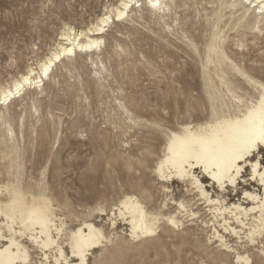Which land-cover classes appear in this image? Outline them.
I'll return each instance as SVG.
<instances>
[{
	"label": "bare ground",
	"instance_id": "obj_1",
	"mask_svg": "<svg viewBox=\"0 0 264 264\" xmlns=\"http://www.w3.org/2000/svg\"><path fill=\"white\" fill-rule=\"evenodd\" d=\"M141 1L167 30L168 12L185 5V0H159L163 7L153 9L148 0H119L84 30L64 26L52 49L36 61V71L30 66L0 85V98L6 101L0 103V264H88L124 227L128 242L138 245L164 243L177 232L193 236L198 229L208 234L209 244H216L211 257L215 264H264V144L236 162L240 171L226 167L233 151L250 136L258 138L264 127V0H206L211 7L204 8L199 32L186 27L182 46L177 48L189 55L192 64L186 74L193 76V82L170 87L162 98V111L182 117L170 125L152 121L150 141L134 146L131 156L121 157L124 167L117 203L78 211L58 201L60 191L46 179L52 148L41 151L29 168L32 172L26 174L7 122L10 105L17 97L39 94L53 68L77 55L94 66L96 88H101L99 55L105 28L127 19ZM114 48L122 50L118 43ZM182 104L177 110L173 107ZM120 108L135 125L137 118L127 106ZM157 134L163 140L159 147L151 141ZM142 149L146 151L134 153ZM46 154V162L40 160ZM131 170L140 171L139 177H132L134 182L126 175ZM148 176L157 181L160 198L155 197L154 186L142 181ZM174 183L182 188L177 194ZM229 189L234 196L240 189L242 197L231 200ZM63 214L75 225L72 229L66 228ZM103 218L109 231L101 223ZM94 262L101 264L100 255Z\"/></svg>",
	"mask_w": 264,
	"mask_h": 264
},
{
	"label": "rangeland",
	"instance_id": "obj_2",
	"mask_svg": "<svg viewBox=\"0 0 264 264\" xmlns=\"http://www.w3.org/2000/svg\"><path fill=\"white\" fill-rule=\"evenodd\" d=\"M118 1L0 0V85L30 66L36 71V61L48 54L64 26L84 30ZM139 4L141 7H132L127 19L105 28L104 47L99 55L103 62L101 88H96L94 66L77 55L63 59L53 68L39 94L17 97L10 105L7 122L23 155L26 174L32 172L29 168L40 152L52 148L46 179L60 191L57 200L68 202L78 211L117 203L124 167L121 157L131 156L134 146H144L150 141L152 121L170 125L182 117V114L174 116L171 110L162 111L163 93L183 84L182 81H192L193 76L186 74L192 62L177 46H182L186 27L192 33L199 32L204 8L211 5L206 0H185L184 6L166 15L170 27L167 30L143 1ZM117 43L122 50L115 52ZM120 105L127 106L130 115L137 118L135 125L126 119ZM181 106L184 104L173 107L177 110ZM2 129L0 124V132ZM155 138L151 141L161 146L162 136L157 134ZM46 157L47 154L40 160L46 162ZM151 160L155 163L156 156ZM126 175L134 182L132 177H139L140 171L131 170ZM248 175L249 169L244 174L245 180ZM142 181L154 186L156 198L161 197L153 176ZM181 189L176 183L172 185L175 194ZM231 192L229 189L227 193L231 200L242 197L240 189L235 196ZM61 218L67 229L75 226L66 214ZM101 223L106 231L110 230L106 218ZM123 229L118 228L117 239L95 252L88 264H98L94 262L97 255L101 264H215L211 257L216 254V244L207 242L206 232L196 229L189 237L177 232L164 243L138 245L128 242Z\"/></svg>",
	"mask_w": 264,
	"mask_h": 264
},
{
	"label": "snow or ice",
	"instance_id": "obj_3",
	"mask_svg": "<svg viewBox=\"0 0 264 264\" xmlns=\"http://www.w3.org/2000/svg\"><path fill=\"white\" fill-rule=\"evenodd\" d=\"M148 4L153 9L162 8L163 5L160 4L159 0H148ZM140 6V5H137ZM264 11V8H262ZM119 18V17H118ZM45 72H47V68H45ZM12 93H7L8 97H11ZM5 99L0 98V103H5ZM262 124H264V109H262ZM257 144H264V127L261 128L258 138L257 137H249L246 141H243L239 147H237L232 155L230 156L229 160L226 163V167L230 170L231 168L235 167L237 171H240V165L236 163L237 161L243 160L250 152L252 151L253 147ZM203 151V148L201 149ZM164 178L163 176L161 177ZM264 182V179H262ZM261 235H264V230L261 231ZM48 257L45 256L44 259Z\"/></svg>",
	"mask_w": 264,
	"mask_h": 264
}]
</instances>
